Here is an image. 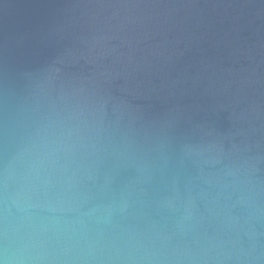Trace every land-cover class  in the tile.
<instances>
[{
    "label": "water",
    "instance_id": "1",
    "mask_svg": "<svg viewBox=\"0 0 264 264\" xmlns=\"http://www.w3.org/2000/svg\"><path fill=\"white\" fill-rule=\"evenodd\" d=\"M0 264H264V0H0Z\"/></svg>",
    "mask_w": 264,
    "mask_h": 264
}]
</instances>
